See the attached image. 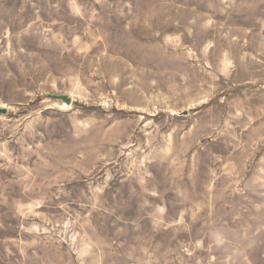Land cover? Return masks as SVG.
Here are the masks:
<instances>
[{"label":"rangeland","instance_id":"1","mask_svg":"<svg viewBox=\"0 0 264 264\" xmlns=\"http://www.w3.org/2000/svg\"><path fill=\"white\" fill-rule=\"evenodd\" d=\"M0 107V264H264V0H0Z\"/></svg>","mask_w":264,"mask_h":264},{"label":"water","instance_id":"2","mask_svg":"<svg viewBox=\"0 0 264 264\" xmlns=\"http://www.w3.org/2000/svg\"><path fill=\"white\" fill-rule=\"evenodd\" d=\"M50 96L52 98H55V99H61V100L65 101L67 104L72 103V99L68 95H50ZM6 113H7V109L0 107V114H6Z\"/></svg>","mask_w":264,"mask_h":264}]
</instances>
